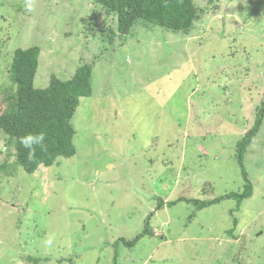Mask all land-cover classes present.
Returning <instances> with one entry per match:
<instances>
[{"label": "rangeland", "instance_id": "374dc122", "mask_svg": "<svg viewBox=\"0 0 264 264\" xmlns=\"http://www.w3.org/2000/svg\"><path fill=\"white\" fill-rule=\"evenodd\" d=\"M262 1L196 0L189 35L136 25L117 40L103 10L87 26L93 0H34L31 12L25 0H0V98L14 92L17 48L41 47L38 88L82 61L94 73L72 118L71 158L28 174L0 152L13 169H0V264H264V119L243 160L253 193L238 209L235 199L167 205L243 190L235 150L264 95ZM50 50L65 74L47 69ZM96 73L109 81L104 94ZM160 198L148 216L153 235L119 241L144 229Z\"/></svg>", "mask_w": 264, "mask_h": 264}, {"label": "trees", "instance_id": "16d2710c", "mask_svg": "<svg viewBox=\"0 0 264 264\" xmlns=\"http://www.w3.org/2000/svg\"><path fill=\"white\" fill-rule=\"evenodd\" d=\"M262 2L264 3V0ZM93 3L96 7L90 18L87 17V26L96 28L98 13L103 10L107 22V18L112 17V24L109 23L105 29L109 39L114 37L118 38L117 40H123L130 35L136 25L146 28L159 27L171 33L187 36L194 30L196 22L200 19V5L196 3V0H93ZM202 7L208 8L207 6ZM214 7L217 6L214 5ZM97 8H99L98 11H96ZM40 55L41 47L38 45L25 49L17 48L13 52L8 73L14 82L15 89L14 92L0 98V132L4 135V146L0 152L4 151L8 157L13 156L14 163L28 174H34L41 166H52L59 158H71L76 153L73 138L77 131L72 118L82 100L91 97L93 93V63L86 61H82L75 68L70 78L63 80L52 74L47 79V84L42 86L44 88L36 87ZM6 103L7 109H2ZM254 112V123L241 135L235 150L244 181L243 190L217 196L207 201L180 197L169 201L167 205L185 201L193 202L196 209H203L224 199H235L236 209H238L241 200L252 195L253 183L248 170L243 165V160L252 140L261 129L264 119V95L260 103L256 105ZM41 132L45 134L44 147H37L35 156L30 159L28 150L19 143V138L27 133ZM9 167L13 170L6 159L0 164V169L4 171ZM164 203L163 198L157 200L155 210L151 211V214L148 213L144 219L146 222L144 229L133 239L119 241L125 245H131L143 238L145 234L153 235L152 227L149 228L148 216H154ZM230 213L234 215V211ZM225 233L235 237L232 228L225 230ZM113 247L117 250V244L113 243ZM37 262L35 260V263Z\"/></svg>", "mask_w": 264, "mask_h": 264}, {"label": "clouds", "instance_id": "9594fccd", "mask_svg": "<svg viewBox=\"0 0 264 264\" xmlns=\"http://www.w3.org/2000/svg\"><path fill=\"white\" fill-rule=\"evenodd\" d=\"M35 3L34 0H25V8L27 11H34ZM45 134L41 133H27L24 136L19 138V143L28 150L29 158L35 156L37 147H44Z\"/></svg>", "mask_w": 264, "mask_h": 264}, {"label": "crops", "instance_id": "0c3cea01", "mask_svg": "<svg viewBox=\"0 0 264 264\" xmlns=\"http://www.w3.org/2000/svg\"><path fill=\"white\" fill-rule=\"evenodd\" d=\"M174 35V34H173ZM176 36V38H178V37H183V36H179V35H175ZM53 52H55V51H53V50H50L49 51V53L47 54V59H46V63H47V69L51 66V67H53V71L52 72H57V73H59V74H65L66 73V69L65 70H60L59 68H57L56 66H54L53 65V60H52V58L51 59H49V55H52L53 54ZM94 74V73H93ZM97 74V81H96V84L99 82V80H103V79H105L106 78V76H104L103 74H101V73H96ZM48 75H49V73H42V75H40V77H42V80H44V79H46V78H48ZM109 83V81H102V82H99L98 83V92H100V94H104V93H106V90L105 89H107V86L109 85L108 84ZM101 86H103V88L104 89H100L99 87H101ZM94 92H96V90L94 89ZM175 124H177V123H175ZM178 126H181V124L180 125H178ZM168 136H172L173 135V133L172 132H169L168 131Z\"/></svg>", "mask_w": 264, "mask_h": 264}, {"label": "bare ground", "instance_id": "6f19581e", "mask_svg": "<svg viewBox=\"0 0 264 264\" xmlns=\"http://www.w3.org/2000/svg\"><path fill=\"white\" fill-rule=\"evenodd\" d=\"M165 204V203H164Z\"/></svg>", "mask_w": 264, "mask_h": 264}]
</instances>
